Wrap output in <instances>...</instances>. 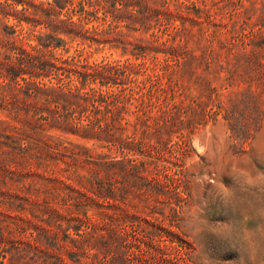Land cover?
<instances>
[{
  "label": "rangeland",
  "instance_id": "obj_1",
  "mask_svg": "<svg viewBox=\"0 0 264 264\" xmlns=\"http://www.w3.org/2000/svg\"><path fill=\"white\" fill-rule=\"evenodd\" d=\"M47 1L0 0V32L9 25L7 29H16L12 35L39 43L38 35L51 31L45 22ZM29 2H44L46 9L29 15V21H19V10ZM76 2H68L60 13L57 7L58 18H67L70 14L66 11ZM150 2L158 6V24L147 30L128 27V21H122L119 31L127 44L59 32L67 43L54 48L64 57L125 63L124 70L114 73L112 83L115 91L124 89L123 118L117 121L123 129L116 125L114 134L107 138L69 127L48 126L42 132L92 160L107 156L113 162L106 187L113 222L118 232L123 230L126 235L124 264H264V117L255 118L257 104L252 101L246 108V103L236 107L239 92L250 81L240 68L229 80L230 72L216 61L210 68L207 63L195 62L191 70L181 69L176 56L162 48L140 57L128 43L151 38L154 29L164 39L167 33L163 30L185 25L195 53L202 52L201 46L212 44L216 53L224 55L226 49L220 39L233 38L231 26L235 23L240 29L249 8L252 20H263L264 0H235L224 5L220 0H206L209 12L202 14L200 22L175 13L166 24L160 19V11L169 6L196 16L195 9L187 5H203L202 0ZM77 17L73 15V19ZM85 26L101 29L106 25L93 20ZM259 37L264 38V25ZM236 48L241 49L240 44ZM6 49L0 42L1 57ZM199 74L207 78L206 85L198 81ZM232 108L236 114L228 118ZM0 118H10L2 107ZM88 170V165L81 169L85 173ZM30 180L25 177L20 183ZM85 209L95 211V207ZM7 253L11 254L9 250Z\"/></svg>",
  "mask_w": 264,
  "mask_h": 264
},
{
  "label": "trees",
  "instance_id": "obj_2",
  "mask_svg": "<svg viewBox=\"0 0 264 264\" xmlns=\"http://www.w3.org/2000/svg\"><path fill=\"white\" fill-rule=\"evenodd\" d=\"M150 1L158 2L77 0L66 11L70 14L67 18H58L57 7L60 13L74 0H50L45 22L51 31L39 34V43L12 35L16 29H7L11 28L9 25L0 32V42L7 48L0 56V107L10 115L0 118V264H14L17 260L20 264H124L126 235L123 230L118 232L113 222L106 187V176L113 162L107 156L92 160L81 150L44 134L42 129L69 127L84 133L104 134L106 138L114 134L116 125L123 129V124L117 121L123 118L124 89L117 92L112 83L114 73L124 70L125 63L90 62L76 55L64 57L54 48L67 43L59 32L127 44L119 31L122 21L127 20L128 27L147 30L158 24V6ZM220 1L224 5L235 0ZM202 2L203 5L196 2L187 5L195 9L196 16L168 6L159 12L160 19L166 24L173 14L179 13L200 22L202 14L209 12L206 0ZM43 5L44 2L25 4L19 10V21H29V15L46 9ZM262 8L264 11V3ZM251 11L252 8L245 11L240 29L233 23L232 39H220L222 48L226 49L224 55L216 53L212 44L201 46L202 52L195 53L190 45V30L185 25L163 30L167 33L164 39L154 29L151 38L128 43L133 44L132 51L140 57L162 48L163 52L175 55L176 64L187 71L195 62L207 63L210 68L216 61L220 68L230 72V80L236 68H240L250 85L239 92L236 107L246 103V108L252 101L257 104L255 118L260 120L264 117L261 107L264 38L259 36L264 16L260 17L261 21L252 20ZM74 14H78L77 20L73 19ZM93 20H102L106 26L101 29L85 26ZM239 44L241 49L236 48ZM221 56H224L222 60ZM46 76L49 81L43 80ZM197 79L203 85L208 82L202 74ZM235 112L232 108L228 118L235 116ZM231 124L232 128L236 126L235 122ZM87 165L88 173L82 172ZM25 177L31 180L21 184ZM90 186L95 189L91 190ZM86 207H95V211L89 213Z\"/></svg>",
  "mask_w": 264,
  "mask_h": 264
}]
</instances>
